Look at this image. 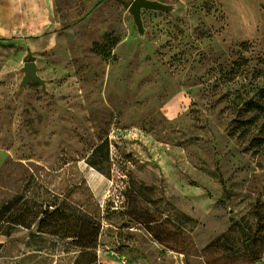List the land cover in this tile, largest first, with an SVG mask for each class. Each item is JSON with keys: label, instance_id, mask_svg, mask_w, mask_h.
Returning a JSON list of instances; mask_svg holds the SVG:
<instances>
[{"label": "rangeland", "instance_id": "374dc122", "mask_svg": "<svg viewBox=\"0 0 264 264\" xmlns=\"http://www.w3.org/2000/svg\"><path fill=\"white\" fill-rule=\"evenodd\" d=\"M154 1L140 34L133 0H0V206L92 163L102 210L52 209L0 264H264V0Z\"/></svg>", "mask_w": 264, "mask_h": 264}, {"label": "trees", "instance_id": "16d2710c", "mask_svg": "<svg viewBox=\"0 0 264 264\" xmlns=\"http://www.w3.org/2000/svg\"><path fill=\"white\" fill-rule=\"evenodd\" d=\"M100 146L95 148L93 154ZM90 166L100 171L95 164L91 163ZM52 209L89 222L101 218L102 210L97 199L73 163H66L58 170L41 169L38 174H30L23 188L0 206V238L30 231ZM241 231L245 236V232Z\"/></svg>", "mask_w": 264, "mask_h": 264}, {"label": "water", "instance_id": "95a60500", "mask_svg": "<svg viewBox=\"0 0 264 264\" xmlns=\"http://www.w3.org/2000/svg\"><path fill=\"white\" fill-rule=\"evenodd\" d=\"M142 10L157 11V12H170L172 10L171 6L162 4L154 0H133L128 8V13L132 16L134 24L137 31L143 34V23L141 18ZM21 73H23V78L20 83V87L25 88L27 84L31 81L40 85L42 89H45V82L37 74V66L35 61H27L23 64L21 68ZM90 187V182L86 179Z\"/></svg>", "mask_w": 264, "mask_h": 264}, {"label": "bare ground", "instance_id": "6f19581e", "mask_svg": "<svg viewBox=\"0 0 264 264\" xmlns=\"http://www.w3.org/2000/svg\"><path fill=\"white\" fill-rule=\"evenodd\" d=\"M80 168L84 174V177L90 182L95 196V185L101 181V176L95 172L92 167L86 164H81Z\"/></svg>", "mask_w": 264, "mask_h": 264}]
</instances>
